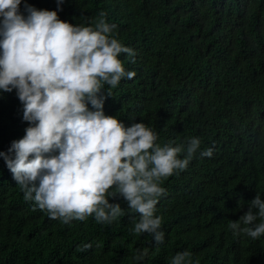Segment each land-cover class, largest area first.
<instances>
[{
  "label": "trees",
  "instance_id": "16d2710c",
  "mask_svg": "<svg viewBox=\"0 0 264 264\" xmlns=\"http://www.w3.org/2000/svg\"><path fill=\"white\" fill-rule=\"evenodd\" d=\"M25 4L73 25L94 26L105 12L111 35L135 53L118 57L135 76L105 84L104 113L125 127L145 123L161 146L201 144L185 170L162 181L160 245L134 233L140 216L123 198L110 200L125 209L111 224L49 219L24 200L0 157V264H171L185 250L199 264H264V235L228 227L257 194L264 200V0H21V13ZM27 127L16 90H0V152ZM207 148L211 158L200 155Z\"/></svg>",
  "mask_w": 264,
  "mask_h": 264
},
{
  "label": "clouds",
  "instance_id": "9594fccd",
  "mask_svg": "<svg viewBox=\"0 0 264 264\" xmlns=\"http://www.w3.org/2000/svg\"><path fill=\"white\" fill-rule=\"evenodd\" d=\"M20 5L21 0H0V90H16L29 127L0 157L24 200L63 224L89 216L111 224L125 209L110 200L123 198L128 212L140 216L134 220V233H148L157 245L163 244L162 218L155 215L165 194L162 181L187 168L200 139L190 138L186 146L171 141L161 146L145 123L125 127L104 113L105 99L112 96L111 91L105 95V84L114 89L122 78L135 76L118 58L135 53L111 35L115 25L106 22L105 12L94 26H84L28 4L25 15ZM200 155L211 158L213 148ZM228 227L234 236L264 235L261 196L257 194L248 211ZM147 254V249L138 250L135 259ZM171 264L199 262L185 250L176 253Z\"/></svg>",
  "mask_w": 264,
  "mask_h": 264
}]
</instances>
